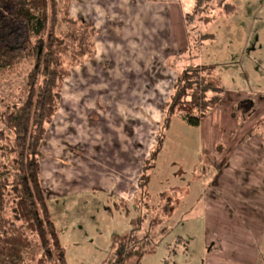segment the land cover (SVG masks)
<instances>
[{
	"label": "rangeland",
	"instance_id": "374dc122",
	"mask_svg": "<svg viewBox=\"0 0 264 264\" xmlns=\"http://www.w3.org/2000/svg\"><path fill=\"white\" fill-rule=\"evenodd\" d=\"M227 2L235 8L230 15L219 14L215 2L209 13L186 26L182 15L192 13L194 0H181L185 43L190 31L198 40L193 63L215 66L216 80L236 96L252 95L239 101L243 107L251 102L264 108V0ZM142 4L74 0L69 9L72 18L85 19L98 34L94 57L72 68L64 81L59 109L40 147L47 212L66 263L111 264L115 242L135 228L137 243L129 249L144 253L140 264H254L264 255L262 161L244 167L229 162L227 153L223 162L200 156L199 129L178 115L164 132L148 185L153 199L174 189V211L158 218L156 209L141 208L136 201L142 164L154 148L177 71L190 63L187 46L183 53L172 39L169 20L139 17ZM29 66L0 74V111L19 103ZM228 100L223 94L218 109H225ZM232 107L238 126L251 118L238 103ZM263 112L252 120L257 122L254 135ZM232 132L229 144L213 136L215 148L235 147L231 140L238 129ZM0 133L8 135L1 125ZM205 157L211 162L202 161ZM135 262L133 256L125 264Z\"/></svg>",
	"mask_w": 264,
	"mask_h": 264
},
{
	"label": "trees",
	"instance_id": "16d2710c",
	"mask_svg": "<svg viewBox=\"0 0 264 264\" xmlns=\"http://www.w3.org/2000/svg\"><path fill=\"white\" fill-rule=\"evenodd\" d=\"M73 1L0 0V74L30 65L19 90V103L6 105L0 111V125L8 133H0V264H67L47 212L40 147L59 109L63 83L70 70L95 55L98 30L85 19L70 16ZM215 2L219 14L228 16L235 10L227 0H194L192 13L183 15L184 24L190 26L197 15L209 13ZM186 36L185 57L190 63L177 71L154 148L143 162L138 179L136 201L141 208L156 209L158 218L169 217L174 211V189L159 193L154 199L148 193L171 119L178 115L187 125L198 128L203 118L223 107L224 88L215 78V66L193 63L198 40L191 38L190 31ZM247 104L243 107V102L238 103V108L248 118L256 108L254 103ZM233 116L236 119L235 113ZM255 134L264 141V122ZM216 148L217 153L223 152ZM154 201L155 205L149 207ZM135 230L123 241L115 242L111 264H125L133 256L135 264H140L144 253L129 249L137 243Z\"/></svg>",
	"mask_w": 264,
	"mask_h": 264
},
{
	"label": "crops",
	"instance_id": "0c3cea01",
	"mask_svg": "<svg viewBox=\"0 0 264 264\" xmlns=\"http://www.w3.org/2000/svg\"><path fill=\"white\" fill-rule=\"evenodd\" d=\"M119 2L121 1H134V0H117ZM137 2H141L142 8L141 10L137 11L138 16L150 19H163L164 21L166 19L169 20V24L171 25V36L172 39L176 42L177 46L183 50V53L185 52L186 43H185V33L183 31V21H182V12H181V0H136ZM155 3V4H153ZM152 7V8H151ZM125 15V14H124ZM134 15L133 12H130V16ZM182 15V16H181ZM166 24V22H164ZM212 38V37H211ZM224 88V95L228 96L231 99L228 100L229 105H225V109H214L209 115H207L203 120L200 122V125L198 127L200 131V137H199V149L198 153L200 156H204L205 154L214 156L215 162L218 160H222L224 157L229 159V162H238V166H244L245 164L251 163V165H256V163L261 162L259 164L258 171L260 174L264 177V141L259 138V135L253 134V128L257 125L256 121H252L256 119L255 117L260 113V111L264 108L260 105L255 106L256 111L255 113L250 116L245 124L237 125V122H235L234 118L231 116V109L233 108V104L239 103V101H242L247 96H252L245 94V92L241 95H235L236 92H230L227 90V88ZM231 93V95H228ZM239 94V93H238ZM233 95V96H232ZM231 106V107H230ZM264 115V112L263 114ZM260 118V117H259ZM262 119V118H260ZM253 122V124L250 125V123ZM238 129V134L233 136V139L231 140L232 144H236L235 147L225 146L222 147V153H219L220 155H215V142L213 143L212 139L213 136L221 135L222 137L226 138V143L229 144V137L231 135L232 130ZM220 137V136H219ZM233 149H236L238 153H234L232 156H229V152ZM225 154V155H224ZM206 158V157H205ZM205 158H202L203 160H206ZM208 161V160H206ZM202 163V162H201ZM263 168V169H262ZM203 172V171H202ZM204 173V172H203ZM202 175H205L202 174ZM202 175H200L202 177ZM199 176V177H200ZM259 176V175H258ZM198 177V178H199ZM199 187H203L204 185L202 183L199 184ZM259 189L262 190V188L259 187ZM262 201L264 202V198H262ZM261 259V260H260ZM260 260V261H259ZM264 262V255L256 259L254 264H260V262Z\"/></svg>",
	"mask_w": 264,
	"mask_h": 264
}]
</instances>
